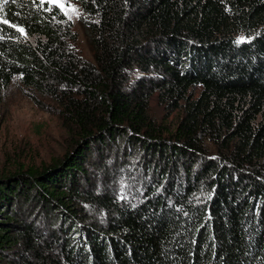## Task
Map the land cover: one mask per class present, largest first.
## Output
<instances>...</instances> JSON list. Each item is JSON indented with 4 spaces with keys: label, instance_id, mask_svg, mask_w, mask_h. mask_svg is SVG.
<instances>
[{
    "label": "trees",
    "instance_id": "obj_1",
    "mask_svg": "<svg viewBox=\"0 0 264 264\" xmlns=\"http://www.w3.org/2000/svg\"><path fill=\"white\" fill-rule=\"evenodd\" d=\"M75 1L89 56L59 6L0 0V93L48 100L70 137L0 166V264H264V0Z\"/></svg>",
    "mask_w": 264,
    "mask_h": 264
},
{
    "label": "rangeland",
    "instance_id": "obj_2",
    "mask_svg": "<svg viewBox=\"0 0 264 264\" xmlns=\"http://www.w3.org/2000/svg\"><path fill=\"white\" fill-rule=\"evenodd\" d=\"M61 8L72 20L77 31L76 44L84 55L89 56V45L86 42L82 22L79 18V4L75 0H46ZM195 94L198 87L193 88ZM151 112L159 122L172 128L180 113L177 110L164 109L156 100V93L150 98ZM70 137L62 126V121L48 100L36 99L26 89L12 81L0 93V166L3 170L12 171L19 164L42 167L59 159L69 146ZM136 158L131 155L126 162L112 169L114 173L113 188L116 192L129 193L130 179L138 178L139 168ZM97 168V167H96ZM89 175H98L92 164H89ZM92 179V178H91Z\"/></svg>",
    "mask_w": 264,
    "mask_h": 264
}]
</instances>
